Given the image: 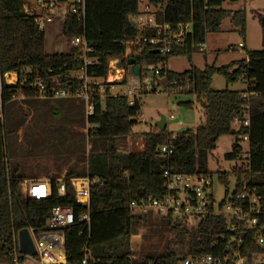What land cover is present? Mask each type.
I'll list each match as a JSON object with an SVG mask.
<instances>
[{
    "label": "trees",
    "instance_id": "trees-1",
    "mask_svg": "<svg viewBox=\"0 0 264 264\" xmlns=\"http://www.w3.org/2000/svg\"><path fill=\"white\" fill-rule=\"evenodd\" d=\"M224 0H146L154 8L155 19L167 23L172 28L190 25L182 43L173 44L170 53L162 55L155 51L151 43L152 32L145 33L131 25V18L139 14V0H85V18L81 23L74 16H67L64 23V37L67 51L47 53L44 49V33L37 30L33 18L23 11L24 0H0V260H9L8 251L19 230L28 227H42L46 213L54 206H72L77 217L85 208L74 200L72 187L66 183L65 196L55 192L47 199L35 200L24 196L20 182L26 179L22 164L10 172L7 153V137L17 136L24 127L22 141L27 132L38 129L42 136L47 132L49 116L53 112L51 98L40 99L36 84L41 82L48 92L51 89H66L77 94L82 89V81L76 76L83 62L79 48L69 42L76 36L84 35L92 49L88 57L94 58L96 65L87 68L88 76L105 79L109 72L108 62L119 60V66L128 67V59L139 66L136 77L139 88L145 93L144 78L147 72L156 76L147 66H160L166 87L174 92L193 94L199 103L204 122L195 130L186 129L175 133L174 151L170 157L157 152L171 134L160 131L157 126L144 133L143 149L135 153H118L117 140L131 133L141 114L139 98L133 104L125 95H114L109 90L114 84L125 85L126 79L107 84L100 93L98 86H91L89 104L92 113L87 114L82 104L76 109L79 123L92 126L84 135L80 151L67 148L66 154L83 160L82 167L71 165L66 177L88 176L93 183L90 188L89 225L76 222L65 230V254L67 264H178L187 256L221 255L227 250L228 238L224 219L208 216L196 225H180L167 218L162 219V232H166L165 251L148 258L133 257L131 248L134 226L140 221H151L150 216L134 214L129 208L132 200L160 198L166 194L165 176L171 173L210 174L207 169L208 154L215 149L221 136L233 135L236 141L225 158L237 157L240 146L237 141L247 136L248 158L246 163L232 169L235 189L240 187V177L244 176L249 185L257 188L260 195L259 206L264 212V49L245 51V58L222 66L215 63L202 69L193 66L181 73L165 68L170 57L185 56L191 63L192 54L199 52L208 32L218 30L225 18H230L239 34L245 35V15L243 10L221 9ZM145 34L146 41L141 37ZM128 49V51H127ZM15 73V84H6L4 75ZM145 74V77L144 75ZM215 74L224 77L226 84L243 80L245 91L212 90L211 81ZM174 81V82H173ZM144 83V84H143ZM154 90V89H153ZM17 97H21L17 100ZM60 100L61 116L65 120L73 118L74 100ZM27 106L25 111L21 104ZM186 108L192 102L181 103ZM43 106V107H41ZM248 107V126L232 128L234 119L244 120ZM31 112V120L26 124ZM40 125H35V122ZM28 128L30 130H28ZM35 134V132H32ZM65 133V132H64ZM90 144L85 160V141ZM53 142L52 139H50ZM21 143L20 141H17ZM33 144V139L26 142ZM57 178L56 175L51 177ZM218 180L227 185L228 173L217 172ZM148 216V215H147ZM159 218V217H158ZM264 224V214L260 216ZM79 232H81L79 234ZM255 232L244 234L243 243L238 247L245 264H264V260L253 262L255 256H264L261 246L255 241ZM264 238V229L261 231ZM222 264H234L232 261Z\"/></svg>",
    "mask_w": 264,
    "mask_h": 264
},
{
    "label": "built area",
    "instance_id": "built-area-1",
    "mask_svg": "<svg viewBox=\"0 0 264 264\" xmlns=\"http://www.w3.org/2000/svg\"><path fill=\"white\" fill-rule=\"evenodd\" d=\"M153 11H151L152 9ZM23 11L33 18L39 32L45 33L49 27H57V33L68 42L64 37V23L67 16H74L81 23L85 18V0H33L32 2L24 1ZM157 11V10H156ZM154 7L145 5L139 14L132 16L131 22L135 27L143 30H151V43L155 50L162 55L170 53L173 44L182 43L185 33L190 31V25H178L172 28L167 23H159L155 19ZM142 41L147 40L145 34L141 37ZM70 45L79 48L83 65L77 74V78L82 81V89L78 95L89 99L91 86H98L102 93L107 84L114 81L126 79V91L124 95L133 104L136 98V89L139 84L135 80L130 66L124 68L119 66V60L112 58L108 62L109 71H114L113 78L98 79L87 74V68L97 64L94 58L88 57L92 49L88 46L85 36H76L70 42ZM243 47L242 43L238 44ZM200 51H205L204 44L199 45ZM128 51V49H127ZM145 70H153L155 75L160 73V66L153 68L147 66ZM4 76H8L6 73ZM1 81V77H0ZM174 82V81H173ZM37 96L40 99H61L70 96L66 89H51L48 92L46 87L38 82ZM173 91L171 87H166L165 92L168 94ZM87 114L92 113V105L88 104ZM248 107H244V120L234 119L232 124L248 126ZM172 118V115L170 116ZM0 121L2 117L0 115ZM92 126L87 125V130ZM175 135H170L165 142L157 147V152L165 157H170L174 151L173 140ZM247 139V136H243ZM248 154L246 155V159ZM165 176L166 194L160 198L132 200L129 208L139 211H154L157 217L167 218L173 223L180 225H196L205 220L208 216H220L224 219L225 231L229 240L227 250L223 254L187 256L178 261V264H222L223 262L232 261L234 264H245L246 259L240 256L238 247L243 243V236L246 233L255 232V241L264 251V238L261 231L264 224L260 223V216L264 214L259 206L260 195L255 186L249 185L248 180L240 177V187L234 189L231 197L225 198L217 208L212 197V175L210 174H182L171 173L169 169L163 172ZM66 183L72 187L74 200L76 203L85 208V210L75 216L72 206L57 205L52 207L44 217L42 227H28L27 231L33 242L35 254L29 256L20 251L18 246L17 234L13 238V245L8 251L9 260H0V264H67L65 254V230L77 221L89 225V202L90 188L93 183L87 175L82 177H69L60 175L57 178H48L41 180L22 179L20 182L21 193L31 199H47L55 192L58 196H65ZM81 232H79L80 234ZM255 256L253 262H260ZM264 260V259H263ZM87 262L86 257L81 261L82 264Z\"/></svg>",
    "mask_w": 264,
    "mask_h": 264
},
{
    "label": "rangeland",
    "instance_id": "rangeland-1",
    "mask_svg": "<svg viewBox=\"0 0 264 264\" xmlns=\"http://www.w3.org/2000/svg\"><path fill=\"white\" fill-rule=\"evenodd\" d=\"M32 2L33 0H24ZM146 0H139L140 11L144 9ZM224 10H243L245 15V35L239 34L238 28L232 26L230 18H225L215 32H208L205 37V51H199L192 54L191 63L188 62L185 56H173L168 59L165 68L168 70L181 73L190 69L191 66L202 69L205 65L215 63L216 66H222L232 61L245 58V51L263 50L264 49V0H224L220 6ZM152 9V8H150ZM158 6L154 8L156 11ZM153 11V9L151 10ZM57 27H49L44 33V49L47 53L67 51L68 47L64 43V39L57 33ZM242 43L243 47L238 44ZM159 67V66H158ZM114 71L108 72V78H113ZM145 77V74H143ZM135 80L140 85V79L136 76ZM145 83V84H144ZM145 93L140 90L139 86L136 89V98H139L141 104V114L137 123L132 126L131 133L117 140L118 153H135L143 149L144 133L154 128L160 118H166V131L172 135L180 128L195 130L204 122L203 114L199 103L193 94L179 93L171 91L168 94L165 92V81L162 76L156 75L152 77L147 72V77L144 78ZM247 83L243 80H236L230 83L225 82L223 76L215 74L212 77L211 89L245 91ZM154 89V90H153ZM109 90L114 95H124L126 85L114 84ZM79 93V92H78ZM71 94L65 99L74 100L72 108L73 118L65 120L61 116L60 108L56 105L60 100H50L49 104L53 108V112L58 110L59 113L51 114L48 121L47 132L37 134L39 128L32 129V132H27L22 141L24 127L17 131V136L7 137V153L10 172L15 173L17 166L25 170L24 174H41L46 178L52 176L59 177L71 165L82 167L86 164L83 160L76 161V158L66 154V149L71 148L74 151H80L81 144L84 143V135L87 133L86 126L79 123L77 108L82 104L83 109L87 111V105L90 99L86 100L83 96ZM21 97H17L20 100ZM89 101V102H88ZM192 102L190 108H186L181 103ZM22 108L26 111L27 106L22 103ZM43 107V106H41ZM174 107V108H173ZM1 115V106H0ZM172 115V118L170 117ZM26 125L31 124V112L27 116ZM38 121L35 122V125ZM30 126V125H28ZM232 128L236 129V125L232 124ZM28 130H30L28 128ZM65 132V133H64ZM33 139V144L26 142ZM53 140V142L50 141ZM20 141L21 143H18ZM236 141L233 135L221 136L216 143V147L207 157V169L212 175L211 193L215 203V208L225 200L231 197L235 189V176L232 169L245 164L246 155L248 152V141L239 138L237 143L240 146V151L237 157L233 160L225 158V154L230 152L232 144ZM85 160L89 153L90 144L86 138L85 141ZM218 171L228 173L227 185L222 184L217 178ZM66 175V174H65ZM36 178V177H35ZM142 211L134 210V214L142 217ZM145 214V212H144ZM148 215V216H147ZM151 218V221H140L134 226L132 236V251L134 257L148 258L161 255L165 251L166 232H162V219L158 218L154 211L146 212V217ZM258 260H263V257H257Z\"/></svg>",
    "mask_w": 264,
    "mask_h": 264
},
{
    "label": "water",
    "instance_id": "water-1",
    "mask_svg": "<svg viewBox=\"0 0 264 264\" xmlns=\"http://www.w3.org/2000/svg\"><path fill=\"white\" fill-rule=\"evenodd\" d=\"M131 25L134 27L133 22H131ZM127 64L128 66L131 67L133 75L137 76L139 73V66L134 64L133 59L131 58L128 59ZM149 75H151V72H149ZM156 126L158 127L160 131H163L166 128V118L162 116L160 120L157 122ZM185 130H186L185 128H180L176 131V133H182ZM17 240H18V246L21 252L29 256H33L35 254L34 245L29 236L27 228H23L18 231Z\"/></svg>",
    "mask_w": 264,
    "mask_h": 264
},
{
    "label": "crops",
    "instance_id": "crops-1",
    "mask_svg": "<svg viewBox=\"0 0 264 264\" xmlns=\"http://www.w3.org/2000/svg\"><path fill=\"white\" fill-rule=\"evenodd\" d=\"M8 74V76H4V80H5V82H6V84H15V82H16V74L15 73H7ZM113 87V86H112ZM239 91H241V90H239ZM174 108V107H173ZM21 129V128H20ZM19 129V130H20ZM69 168V167H68ZM67 168V169H68ZM67 169L62 173V175H65L66 174V172H67ZM25 175H26V179H33V180H41V179H48V178H46L45 176H43V175H41V174H36V173H34V174H31V175H27L26 173H25ZM36 177V178H35ZM53 177V176H52ZM51 178V177H50ZM145 212V214H146V212L147 211H144ZM143 212V213H144ZM132 248V247H131ZM133 257H134V255H133Z\"/></svg>",
    "mask_w": 264,
    "mask_h": 264
}]
</instances>
